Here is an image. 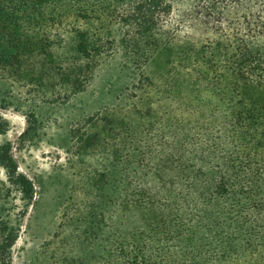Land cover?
Instances as JSON below:
<instances>
[{"label":"trees","instance_id":"1","mask_svg":"<svg viewBox=\"0 0 264 264\" xmlns=\"http://www.w3.org/2000/svg\"><path fill=\"white\" fill-rule=\"evenodd\" d=\"M64 15L89 25L72 37L82 58L112 52L116 24L131 58H164L182 112L168 114L172 142L150 185L121 179L105 264H264V0H0V65L45 55L44 28ZM10 148L0 164L32 199ZM13 232L0 218V264Z\"/></svg>","mask_w":264,"mask_h":264},{"label":"rangeland","instance_id":"2","mask_svg":"<svg viewBox=\"0 0 264 264\" xmlns=\"http://www.w3.org/2000/svg\"><path fill=\"white\" fill-rule=\"evenodd\" d=\"M75 27L89 25L62 16L44 28L45 55L0 65V145L10 144L17 171L34 185L25 198L0 164V218L15 237L11 264H105L101 229L118 221L121 179L132 190L145 174L150 185L147 173L163 168L172 142L168 114L182 118L164 58H131L119 24L112 52L82 58Z\"/></svg>","mask_w":264,"mask_h":264}]
</instances>
